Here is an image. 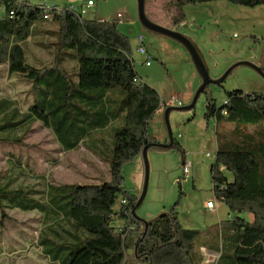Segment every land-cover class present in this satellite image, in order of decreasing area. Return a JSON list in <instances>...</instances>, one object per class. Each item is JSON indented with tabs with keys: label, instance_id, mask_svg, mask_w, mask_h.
Here are the masks:
<instances>
[{
	"label": "trees",
	"instance_id": "16d2710c",
	"mask_svg": "<svg viewBox=\"0 0 264 264\" xmlns=\"http://www.w3.org/2000/svg\"><path fill=\"white\" fill-rule=\"evenodd\" d=\"M207 1L214 0H146V14L158 24L161 14L174 13L178 21L184 5ZM227 1L264 5V0ZM59 7L0 0V64L9 75L20 74L30 82L34 94L25 112L11 100H0V143L19 141L11 133L26 132L39 121L54 132L64 150H73L114 117L122 120V127L115 130L113 147L140 155L143 146L153 142L147 126L157 114L160 95L138 77L128 37L115 20L88 18L68 5ZM37 20L54 23L56 29L46 41L37 42L49 60L34 64L27 61L25 43ZM117 88L124 99L121 112L112 113L107 96ZM221 117L227 122L218 132ZM204 118H214L216 127L217 148L210 166L213 192L232 217L225 232L219 227L221 242L199 247L217 254L214 264L224 257L226 264H264V94L234 90L219 106L207 97ZM111 164L113 176L121 161L112 158ZM40 180V198L31 197L33 190L9 188L10 180L0 181V212L2 217L5 207L15 205L41 212L37 245L50 260L63 253L62 264H203L199 247L196 251L200 231L183 228L174 208L143 233L142 222L131 216L138 195L127 196L115 179L96 184H55L42 176ZM116 219L125 221L119 230L113 225Z\"/></svg>",
	"mask_w": 264,
	"mask_h": 264
},
{
	"label": "rangeland",
	"instance_id": "374dc122",
	"mask_svg": "<svg viewBox=\"0 0 264 264\" xmlns=\"http://www.w3.org/2000/svg\"><path fill=\"white\" fill-rule=\"evenodd\" d=\"M27 1L33 4L42 2L46 7H59L81 5L88 0ZM92 1L94 5L87 10L85 17L117 22L118 30L128 37L138 77L154 88L163 100L173 95L176 102H181L175 107L189 104L201 81L184 46L168 37L147 32L138 21L136 0ZM118 13L122 14L121 19L117 17ZM173 14H161L158 22L187 36L196 44L209 66L212 78L222 75L238 61L264 66V5L248 7L227 0H214L184 5L178 21V16ZM55 29L54 23L43 20L34 22L30 39L25 43L28 47L27 61L36 64L37 60L40 63L49 60L47 50L37 42L46 41L45 37ZM140 33L144 36V44L150 55L149 66L143 63L144 56L137 51V36ZM234 90L264 94V79L249 66L239 65L220 85L212 84L206 92H201L192 109L170 112L172 137L183 153L184 165L189 168L187 177L183 175L179 150L151 147L147 152L148 187L136 214L150 220L174 208L177 222L183 228L200 231L196 251L200 244L205 243L208 247L216 241L221 242L219 227L222 226L225 232L227 220L232 217L228 207L213 192L210 166L217 148L216 127L215 119L207 121L204 112L207 97H212L219 106L226 94ZM33 98L31 83L20 74L9 75L6 66L0 64V100H11L19 110L25 112ZM107 98L108 109L112 113L116 110L121 112L124 93L119 88L112 89ZM217 122V131L222 132L227 120L221 117ZM120 127L122 120L112 117L104 127L90 132L83 145L63 151L54 132L35 121L28 131L11 133L14 137L19 136V141L0 143V177L10 174L14 184L23 185L41 182L39 176L55 184H96L115 179L127 196H139L143 181L142 159L131 151L113 147L115 130ZM147 134L154 142L161 144L167 141L161 114H156L149 121ZM112 158L121 161L113 176L110 171ZM223 172L230 177L225 170ZM41 185L42 182L38 187L42 188ZM208 200L214 202L213 210L206 208ZM118 205L119 200L115 204L116 209ZM0 218L3 219L0 221L1 263L5 261L6 264L21 256L16 259L21 264H52L47 254L36 245L39 230L37 213L7 209ZM116 221L113 225L118 223ZM198 249L201 250L203 264L215 263L218 257L216 253L204 247ZM227 260L224 257L219 264H226Z\"/></svg>",
	"mask_w": 264,
	"mask_h": 264
},
{
	"label": "water",
	"instance_id": "95a60500",
	"mask_svg": "<svg viewBox=\"0 0 264 264\" xmlns=\"http://www.w3.org/2000/svg\"><path fill=\"white\" fill-rule=\"evenodd\" d=\"M137 1V16H138V21L140 25L150 33L162 35L165 37H168L172 40L177 41L181 45L184 46V48L187 50L190 59L195 67V70L197 74L200 77V85L198 86L191 102L185 106H180V107H175V106H166L162 112V122L167 134V141L165 143H157V142H149L145 144L140 152V156L142 159V164H143V181H142V186L140 190V194L131 209V216L137 221H141L142 224L144 225V230L143 233L146 232L147 227L149 224H151L152 221L160 217L161 215L168 214V213H162L150 220H144L140 217L137 216L136 210L140 206V204L143 202L144 197L146 195L147 187H148V178H149V162L147 158V152L149 148L151 147H157L160 149H176L181 152V164L183 165V153L180 150L179 146L175 143L172 137V132L170 128V121H169V114L171 111H187L190 110L194 107L195 101L198 98L199 94L203 91H205L210 85H220L225 78L230 74V72L237 66L239 65H246L255 70L263 79H264V68L254 64L253 62L250 61H238L234 64H232L222 75L212 78L210 75V69L209 66L207 65L205 58L202 54V52L199 50V48L196 46V44L187 36L174 31L172 29L166 28L154 21H152L148 16L146 15L145 11V4L146 0H136ZM136 253V250L134 248V254ZM151 264V263H150Z\"/></svg>",
	"mask_w": 264,
	"mask_h": 264
},
{
	"label": "built area",
	"instance_id": "2783aa9c",
	"mask_svg": "<svg viewBox=\"0 0 264 264\" xmlns=\"http://www.w3.org/2000/svg\"><path fill=\"white\" fill-rule=\"evenodd\" d=\"M94 5V2L92 0H88L86 3H82L81 5H75V4H69L68 5V8L70 11L72 12H76V13H80L81 15H85L87 10L92 7ZM47 8H51V7H47ZM56 11H60V7L56 9ZM117 17L118 18H122V14L121 13H118L117 14ZM137 42H138V45H137V51L139 54L143 55L144 56V61L143 63L146 65V66H149L150 65V55L148 53V50H147V47L146 45L144 44V36L142 33L138 34L137 36ZM176 105H181V102L178 101L176 102V99L173 95H171L166 101L163 100L161 98V102H160V106H159V109L157 110V114H161L162 110L166 107V106H176ZM214 156V155H212ZM183 175L185 177L188 176L189 174V168L187 165H184L183 163ZM220 169H223L222 167ZM122 202H125L124 200H121ZM215 204L212 200H209L206 202V207L207 208H214Z\"/></svg>",
	"mask_w": 264,
	"mask_h": 264
},
{
	"label": "crops",
	"instance_id": "0c3cea01",
	"mask_svg": "<svg viewBox=\"0 0 264 264\" xmlns=\"http://www.w3.org/2000/svg\"><path fill=\"white\" fill-rule=\"evenodd\" d=\"M62 148V147H61ZM63 149V148H62ZM63 151H69V150H64L63 149ZM138 155V154H137ZM134 156H136V154H134ZM41 179V176H39V180ZM7 180H10V183H9V188H11V189H17V188H19V187H23V189L24 190H33L34 191V193H32L31 194V197H33V198H40L41 197V194L39 193V191L42 189L41 187L39 188L38 186H40V184H41V182H35V183H33V184H25V185H23V184H14V178L13 177H11V175L9 174V175H6V176H4V174L0 177V181H2V183H6V181ZM43 184V183H42ZM57 184V183H56ZM69 184H71V183H69ZM42 187H43V185H41ZM30 196V195H29ZM209 201V200H208ZM16 206V205H15ZM15 206H12V208L11 207H5V209H4V215H5V210H7V209H11V210H18V211H21V212H23V213H27V212H34V213H37L38 214V220H39V230H38V233L41 231V229H42V221H43V219H42V214H41V212H39V211H37V210H22V209H20V208H18V207H15ZM207 208V207H206ZM208 209H210V208H208ZM214 208H211V210H213ZM0 216H1V212H0ZM1 219V218H0ZM3 219H1L0 221H2ZM116 220H118V221H116ZM115 221L116 222H118L116 225H114L117 229L118 228H120L121 226H122V224L123 223H125V221H123V220H119V219H116ZM119 230V229H118ZM36 245H37V240H36ZM36 245H35V247H36ZM37 247L40 249V247L37 245ZM41 250V249H40ZM0 252H1V254L3 253L2 251H1V248H0ZM12 254V253H11ZM14 256V255H13ZM19 257H21V256H17V257H15V258H13V259H11L8 263H15V264H21L19 261H17L16 259H18ZM24 256H22V258H23ZM49 258V257H48ZM65 257H64V254L62 253V254H60L59 255V257L57 258V260H55V261H53V260H51V262H52V264H62V260L64 259ZM3 258H0V264H5V261H4V263L2 262L1 263V260H2ZM24 259V258H23ZM7 264V263H6ZM34 264V263H33Z\"/></svg>",
	"mask_w": 264,
	"mask_h": 264
},
{
	"label": "flooded vegetation",
	"instance_id": "af4514ba",
	"mask_svg": "<svg viewBox=\"0 0 264 264\" xmlns=\"http://www.w3.org/2000/svg\"><path fill=\"white\" fill-rule=\"evenodd\" d=\"M145 11H146V4H145ZM147 15V14H146ZM149 18V17H148ZM263 64V63H262ZM261 67H263L264 68V66L263 65H261Z\"/></svg>",
	"mask_w": 264,
	"mask_h": 264
}]
</instances>
